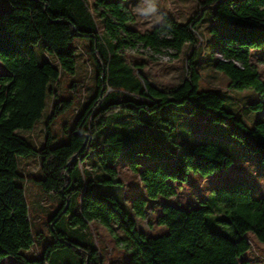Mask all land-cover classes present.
<instances>
[{"label":"trees","instance_id":"trees-1","mask_svg":"<svg viewBox=\"0 0 264 264\" xmlns=\"http://www.w3.org/2000/svg\"><path fill=\"white\" fill-rule=\"evenodd\" d=\"M126 1L97 0L92 8L88 0H9L12 8L0 14V62L8 70L0 77V264L7 257L45 264L57 250L75 253L79 264L106 261L96 235L95 245L79 232L68 234L61 223L53 226L54 239L44 253L30 258L24 252L37 243L26 189L20 182L25 176L19 172V157L30 154L38 155L42 173L32 179L44 192L62 199L53 223L66 216L70 217L67 226L98 221L124 246L130 264H249L243 259L252 247L247 234L253 232L264 242V197L256 198L248 182L230 181L214 189L216 200L209 205L161 203L157 224L166 226L167 233L150 235L138 221L148 217L150 202L175 196L176 184L187 182L192 172L212 176L235 163L212 141H197L177 158L155 134L162 122L171 123L173 113L179 121L182 111L191 119L228 126L230 141L258 153L264 165V80L251 61V46L243 41L251 30L232 17L258 15L264 0H200L198 11L187 22L165 13L148 31L128 25L133 16ZM204 26L212 41L215 68L230 78V88L259 94V100L248 105L250 111L261 113L254 126L226 108L220 91L200 90ZM78 37L90 41L87 51L95 61V93L76 108V119L65 125L68 140L64 141L52 134L50 123L77 103L75 97L61 98L59 84L64 71L76 73L72 43ZM41 40L46 48L43 62L35 49ZM127 49L185 50L187 76L174 89H163L149 79L143 65L128 61ZM82 86L78 80L70 87ZM49 100L47 135L35 146L17 130L33 129ZM166 104L179 107L164 109ZM124 153L152 155L148 163L172 153L176 169L169 171L161 164L143 167L140 179L145 194L128 204L118 169ZM130 164L137 169V162ZM117 183L125 188V202L113 193L111 185Z\"/></svg>","mask_w":264,"mask_h":264},{"label":"rangeland","instance_id":"rangeland-1","mask_svg":"<svg viewBox=\"0 0 264 264\" xmlns=\"http://www.w3.org/2000/svg\"><path fill=\"white\" fill-rule=\"evenodd\" d=\"M97 0H88L90 6L94 8ZM133 19L128 23L133 28L142 31L151 30L159 24L165 13L172 15L178 22L184 23L191 19L198 11L200 0H127ZM155 5L157 12L155 14L145 16L138 9H144ZM12 8L9 0H0V14ZM94 10V9H93ZM97 16V14H96ZM246 23L251 34L248 38H244V43L251 46V61L260 71L264 80V10L256 16H248L245 18H237ZM102 22L99 20V30L102 31ZM205 44L203 48V56L199 65L201 79L199 81L200 90L215 89L220 91L226 98L225 106L228 110L233 111L237 116L245 119L250 126H254L260 119L261 113L253 112L248 109V105L259 100L258 93L251 89L236 90L230 88V78L225 72L215 68V56L212 53V41L209 37L208 29L204 26ZM76 49L77 69L75 74L64 71L61 75L59 90L61 98H77L75 107L68 109L64 114L54 119L50 123V129L57 139L68 140L65 125L72 123L76 117V108L83 107L94 95V81L96 75L95 61L87 50L90 41L78 37L72 43ZM40 62L46 59V48L44 41L41 40L36 46ZM127 59L130 62L143 65V71L148 75L149 79L163 89L172 90L179 86L187 76L185 50L177 52L173 49L163 50L162 52L147 51L144 49L132 50L127 49ZM8 73L6 67L0 62V77ZM83 81L84 87L77 89L70 87L74 81ZM83 85V84H82ZM80 97H77V96ZM50 100L47 108L43 113V117L37 121L33 129H19L17 133L25 137L35 146L41 145L47 135V124L50 114ZM179 107L176 104H166L164 109ZM178 114L173 113L169 117L171 123L162 122L161 128L157 129L155 134L159 140L176 152L177 158H182L184 150L188 146H193L196 142H216L229 155L235 158V163L228 170H222L212 176H203L199 173L192 172L189 180L180 183L175 196L169 198H160V200L152 201L148 208V217L138 219L140 228L147 231L150 235H159L168 232L166 226L157 224V217L161 213V203L169 202L182 206H201L202 204H211L216 200L214 189L226 186L230 181L248 182L252 188L256 198L264 197V165L260 155L246 149L240 142L233 139L228 126L211 120H199L189 118L182 111ZM174 115V116H173ZM169 130V131H168ZM152 155L147 154H129L124 153L120 157L118 166L120 178L125 182V188L130 204L136 196L144 195L145 190L140 179V173L145 166L155 167L159 164L163 165L167 170L176 169L175 158L172 153L165 157L157 158L155 163H148ZM137 162V169L131 168V162ZM19 172L25 176L20 182L25 186L26 196L30 207V216L33 225V233L36 242L33 247L24 252L30 257H38L44 253L46 246L54 239L51 232L53 226L66 230L68 234H81V238L87 242L96 245L95 235L104 255L105 264H130L129 254L123 245H119L112 237L109 231L98 221L94 220L87 226L81 224L67 226L69 216L65 219L53 223L52 219L55 213L59 211L62 205V199L58 195L49 194L42 190L32 177H41L42 173L39 169V157L36 154L19 157ZM113 193L124 201V186L120 183L111 185ZM125 202V201H124ZM204 202V203H203ZM79 228V231L77 230ZM123 235L122 232H118ZM247 237L251 243V249L243 255V259L249 261V264H264V242L260 241L257 235L249 232ZM5 264H24L17 261L13 257H7ZM45 264H79V256L73 252L57 250L50 253Z\"/></svg>","mask_w":264,"mask_h":264},{"label":"clouds","instance_id":"clouds-1","mask_svg":"<svg viewBox=\"0 0 264 264\" xmlns=\"http://www.w3.org/2000/svg\"><path fill=\"white\" fill-rule=\"evenodd\" d=\"M138 11L141 12V14L145 15V16H149L152 14H155L157 12V8L155 5L148 7V8H144V9H138Z\"/></svg>","mask_w":264,"mask_h":264},{"label":"crops","instance_id":"crops-1","mask_svg":"<svg viewBox=\"0 0 264 264\" xmlns=\"http://www.w3.org/2000/svg\"><path fill=\"white\" fill-rule=\"evenodd\" d=\"M178 186H179V185H178V184H176V187H177V189L179 188Z\"/></svg>","mask_w":264,"mask_h":264},{"label":"built area","instance_id":"built-area-1","mask_svg":"<svg viewBox=\"0 0 264 264\" xmlns=\"http://www.w3.org/2000/svg\"><path fill=\"white\" fill-rule=\"evenodd\" d=\"M219 55V54H218Z\"/></svg>","mask_w":264,"mask_h":264}]
</instances>
